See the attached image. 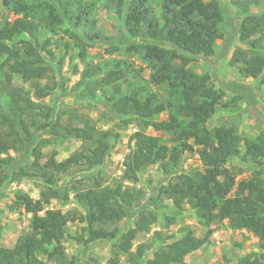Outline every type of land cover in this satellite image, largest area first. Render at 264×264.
Returning a JSON list of instances; mask_svg holds the SVG:
<instances>
[{"label":"trees","instance_id":"1","mask_svg":"<svg viewBox=\"0 0 264 264\" xmlns=\"http://www.w3.org/2000/svg\"><path fill=\"white\" fill-rule=\"evenodd\" d=\"M115 1L124 23L125 41L129 47L142 49L141 58L150 69L148 82L164 87L167 96L160 101L146 85L126 81L118 69L120 62L106 72L97 68L83 70L69 96L102 106L107 122H118L108 129L96 128L87 116L39 102L53 90L63 93L60 82L52 80L50 85H41V81L54 69V26L67 24L75 37L80 36L81 16L73 11L76 1L43 0V5L36 8L17 2L13 10L16 14L22 12L23 17L0 28V90L4 95L0 99V197L2 189L19 177L34 179L43 188L38 201L26 194L16 196L15 205L31 215L28 231L12 247H0V264H76L68 261L61 245L69 222L81 225V234L75 240L82 247L97 240L113 242L109 264H117L121 254L128 255L129 264H186L184 257L204 245L210 229L206 237L197 238L189 227H183L178 239L159 246L151 258L144 257L143 244L137 246L135 254L130 253L137 236L147 234L158 214L168 209L165 201L171 203L174 215L180 214L187 204L205 227L225 221L230 229L251 234L258 240V252L243 258L240 264H264V175L256 174L236 184L237 173L229 167L236 160L247 168H264V131L252 138H241L231 126H206L217 108L225 107L226 90L236 94L234 101L243 99L246 109L257 105L256 98L247 85L215 79L219 82L215 88L209 83V74L198 75L185 67L191 57L212 56L214 42L222 38L223 14L218 1L160 0L159 18L152 16L148 0ZM244 1L235 2L237 15L241 16L240 42L264 26L260 16L247 12ZM3 3L8 5L9 1ZM77 55L84 58V52ZM175 61L182 64L175 65ZM240 74L244 78H260L264 85V55L254 54L244 60ZM15 76L30 82L32 91L16 85ZM31 93L37 101L30 99ZM164 112L167 118L156 121L155 117ZM67 114V120L77 122L76 125L62 124V117ZM129 125L136 129L129 136L132 146L124 156L118 182L103 185L97 178L83 190L68 187L65 177L82 175L87 179L105 163L119 138L115 128ZM148 127L170 137L169 145L161 137L146 134ZM46 132L60 142L77 140L81 145L63 161H57L55 153L44 159L39 149L49 141L41 140L40 135ZM195 146L201 170L179 172L180 157ZM10 151L23 153L20 163L15 164L9 156L2 158ZM150 165H158L162 179L168 180L152 187L145 198L144 192H132L124 182H137L139 173ZM68 189L74 190L77 211L63 213L45 208L60 195L65 194L66 199ZM133 217L131 227L116 226ZM164 219L167 225L173 223L171 216ZM156 235L162 238L160 232Z\"/></svg>","mask_w":264,"mask_h":264},{"label":"rangeland","instance_id":"2","mask_svg":"<svg viewBox=\"0 0 264 264\" xmlns=\"http://www.w3.org/2000/svg\"><path fill=\"white\" fill-rule=\"evenodd\" d=\"M9 4L5 5L0 0V28L7 22H12L16 18H22L23 13L16 14L14 6L17 2L36 8L43 0H8ZM69 1V0H66ZM76 3H73L75 2ZM111 0H70L76 7L74 12L78 11L82 22L79 24V37H75L67 24H56L54 26L56 33L53 34V56L54 61L53 72L49 73L47 78L41 81V85L60 82L63 93L53 90L48 96L39 100L43 104H56L58 109L65 112H76L78 115L89 117L94 121L96 128L108 129L116 127V121L107 122L103 117V107L100 105L79 102L74 97L69 96L76 84L80 81V74L83 70L93 68L99 69V72H106L111 67H115V62H120L121 70L124 73V79L131 84L137 86L146 85L158 96V100L164 101L166 92L164 87H156L148 82L150 69L146 62L141 58L142 49L132 47L127 43L124 37V23L121 14H117L115 2L109 3ZM208 2L210 0H203ZM223 14V22L220 26L222 38L214 42V53L208 58L191 57L192 59L185 64V67L193 73L202 75L209 74L210 84L215 88L219 87L218 79L227 83H239L247 85L256 98L257 105L246 109V102L243 99H236V94L226 90L223 103L225 107L217 108L213 117L207 122L208 128L217 125H228L234 128L236 134L241 138H252L259 132L264 131V85L260 83V78H244L240 74V69L244 66V60L255 55H264V26L251 38L245 42L238 40V23L241 16H238L239 9L235 2L238 0H217ZM247 12L257 14L264 21V0H245ZM160 0H148V7L152 16L159 18L161 14ZM30 16H35L30 13ZM40 19L39 16H35ZM230 18L232 21L230 22ZM41 20V19H40ZM42 22H45L41 20ZM72 24V21H70ZM236 32L234 33V31ZM91 38V39H90ZM67 45L66 49L63 46ZM78 46L75 47V46ZM166 48V47H165ZM84 52V58L78 57V52ZM220 59L218 60V58ZM58 61L61 65H57ZM182 61H175V65H181ZM73 69L77 71L74 73ZM75 71V72H76ZM16 85L24 86L31 89L30 82H24L20 76H15L13 80ZM147 82V83H146ZM124 88L127 84L123 85ZM100 92L98 93V95ZM0 90V99L3 98ZM30 99L35 100L34 95L30 94ZM68 114L62 117V124L76 125L75 121H68ZM167 113H161L155 117L156 121L165 120ZM115 122V123H114ZM114 123V126H113ZM119 133L118 141L110 152L105 163L92 171L87 177L82 175L65 177L66 184L72 188L75 186L78 190L91 187L93 181L99 178L103 185H113L118 182V178L122 174V162L124 156L129 152L132 143L129 142V136L135 131V125H129L125 128H115ZM33 130V128H32ZM145 133L161 137L167 141L169 145L170 137L163 133L155 132L152 128H145ZM41 140H48L45 145L40 147V151L44 154V159L50 154L55 153L57 161L65 160L71 153L78 150L81 143L77 140H67L60 142L59 139L53 137L49 132L40 135ZM56 138V139H55ZM190 144V143H188ZM191 145V144H190ZM198 148L193 147L192 151H186L179 159V172L189 174L194 170L200 171L202 166L199 161L197 152ZM14 158V162L20 163L23 159L22 152L10 151L2 158ZM31 159V158H29ZM229 167L237 173L235 177L236 184L247 181L256 174L264 175L263 169L247 168L239 161L230 162ZM162 171L158 165L147 166L139 173V180L135 183L124 182L130 191L141 190L148 197L152 187L159 183H166L168 178L162 179ZM81 176V177H80ZM83 178V180H79ZM85 178V179H84ZM64 180V181H65ZM78 181L81 182L77 183ZM236 188V186H235ZM234 188V189H235ZM43 190L40 183L34 179L17 178L8 183L2 189L0 197V247L10 248L19 237L25 235L28 231L31 215L26 213L23 208L15 205L16 196L19 194L28 195L33 201L40 200V191ZM135 191V192H136ZM67 198L65 194L60 195L58 199L49 201L45 206L46 209H57L61 212H72L78 210L74 201V190L68 189ZM168 207L164 213L157 216L156 222L150 226L147 234H139L133 241L130 250L131 254H135L139 244L144 245V257L151 258L153 252L162 244H169L181 236V228L189 227L197 238L206 237V242L197 251L192 252L184 257L186 264H240V261L258 252V240L244 230H232L227 223H214L210 227L203 226L196 218L194 212L189 209L187 204L182 207L180 214L174 215L171 203L164 202ZM169 210V211H167ZM44 211L39 214L42 215ZM171 216L173 223L167 225L164 216ZM128 221H120L117 227H131L133 219ZM81 225L69 222L66 227V234L61 241L64 253L68 261L71 260L76 264H109L112 257L113 242L107 240H97L87 246H80L75 240L81 234ZM160 232L162 238L156 235ZM128 255L121 254L117 257V264H129Z\"/></svg>","mask_w":264,"mask_h":264}]
</instances>
